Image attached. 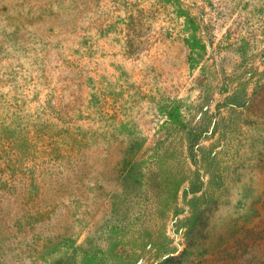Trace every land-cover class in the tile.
<instances>
[{
	"label": "rangeland",
	"instance_id": "obj_1",
	"mask_svg": "<svg viewBox=\"0 0 264 264\" xmlns=\"http://www.w3.org/2000/svg\"><path fill=\"white\" fill-rule=\"evenodd\" d=\"M0 264H264V0H0Z\"/></svg>",
	"mask_w": 264,
	"mask_h": 264
}]
</instances>
